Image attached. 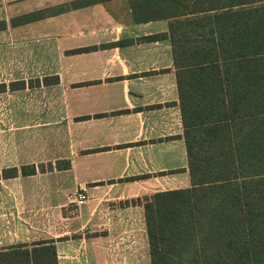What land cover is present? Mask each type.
Segmentation results:
<instances>
[{
  "label": "crops",
  "instance_id": "obj_1",
  "mask_svg": "<svg viewBox=\"0 0 264 264\" xmlns=\"http://www.w3.org/2000/svg\"><path fill=\"white\" fill-rule=\"evenodd\" d=\"M79 1L0 0V173L18 170L0 179V251L54 241L59 264H151L139 201L192 187L169 35L191 12L108 0L12 25Z\"/></svg>",
  "mask_w": 264,
  "mask_h": 264
},
{
  "label": "trees",
  "instance_id": "obj_2",
  "mask_svg": "<svg viewBox=\"0 0 264 264\" xmlns=\"http://www.w3.org/2000/svg\"><path fill=\"white\" fill-rule=\"evenodd\" d=\"M106 1L73 2L12 25ZM6 28L0 22V31ZM169 35L192 187L139 201L151 264H264V0L191 12L170 24ZM58 83L44 79L46 86ZM6 90L0 85V93ZM29 169L23 175L36 173ZM17 176V169L0 173ZM0 264L59 262L54 241H41L1 250Z\"/></svg>",
  "mask_w": 264,
  "mask_h": 264
},
{
  "label": "rangeland",
  "instance_id": "obj_3",
  "mask_svg": "<svg viewBox=\"0 0 264 264\" xmlns=\"http://www.w3.org/2000/svg\"><path fill=\"white\" fill-rule=\"evenodd\" d=\"M172 10L175 8V11L181 10L180 6H184L186 10L190 12H198L205 9H222L229 7L234 4H250L255 0H170ZM38 80H32L31 88L37 86ZM21 83H15V87H20ZM38 88V87H36ZM34 97H32L33 99ZM145 255V254H144ZM145 258V256H144Z\"/></svg>",
  "mask_w": 264,
  "mask_h": 264
},
{
  "label": "built area",
  "instance_id": "obj_4",
  "mask_svg": "<svg viewBox=\"0 0 264 264\" xmlns=\"http://www.w3.org/2000/svg\"><path fill=\"white\" fill-rule=\"evenodd\" d=\"M86 203V196L83 194H80L78 196V199L76 200L77 207H80Z\"/></svg>",
  "mask_w": 264,
  "mask_h": 264
}]
</instances>
